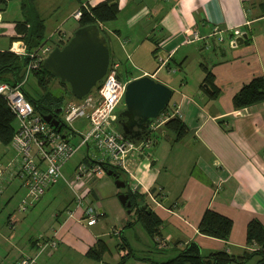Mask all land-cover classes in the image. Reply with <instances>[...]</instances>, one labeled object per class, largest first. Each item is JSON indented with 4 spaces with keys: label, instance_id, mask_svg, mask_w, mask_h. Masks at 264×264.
<instances>
[{
    "label": "crops",
    "instance_id": "crops-1",
    "mask_svg": "<svg viewBox=\"0 0 264 264\" xmlns=\"http://www.w3.org/2000/svg\"><path fill=\"white\" fill-rule=\"evenodd\" d=\"M18 1L22 15V3ZM103 2L105 0L82 1L88 7ZM65 3L69 4V15L49 30L46 19L37 12L46 28L43 44H52L54 49L67 44L79 28L78 21L69 32L63 29V25L82 3L64 0L55 10ZM118 4L119 28L109 27L112 21L101 24V29L104 34L106 31L111 33L114 41H119L123 56L134 58L143 47H148L144 52L157 54L161 64L166 61L175 63L178 54H181V61L186 59L182 64L184 66L191 53L201 55L207 50L210 55H201L203 60L199 64L211 70L220 89L217 98H209V92L201 85L205 78L203 69L195 84L184 79L174 85L158 77V71L164 65L129 78L132 81L147 75L172 88L174 94L166 110L179 116L189 130L183 140L176 142L175 134L165 127L160 129L153 147L145 155L134 157L131 168L134 191L145 198L163 221L160 237L168 245L161 248L166 252V259L160 263L178 255L188 242H197L206 256L218 251L233 256L253 252L255 246L247 244V227L254 218L264 225V102L237 109L233 106V99L245 83L256 76L264 77V0H118ZM7 5L0 12V51L10 50L20 42L12 41L16 35L14 25L24 18L8 22L5 15ZM120 26L126 28L127 35L122 33ZM60 31L62 36L65 35L66 43L59 46L55 45L53 34ZM244 33L248 35L247 40L242 45H235V38ZM115 63L121 67L120 61ZM17 127L18 122L14 124L16 130ZM8 153L9 148L5 154L7 158ZM14 153L6 161L7 165L0 164V169L5 171V180L0 185L7 184L0 188V200H10L13 196L7 192L13 191L12 179L17 177L12 176L8 183L6 169L13 162ZM84 156L73 167L67 168L64 180L61 179L44 193L50 192L55 199H62V208L54 215L44 234L40 235L54 238L59 242L58 248L51 254H39L35 241L40 236L35 235L22 245L14 244L20 256L13 264H18L25 255L38 254L36 264H57L60 256L70 254L71 250L78 256L86 255L99 241L105 243L98 221L88 227L67 217L76 200L68 181ZM82 183L79 191L97 207L99 216H108L109 213L102 193L104 185L108 186L109 192L113 190L112 203H119L127 210V215L132 214L119 200L129 186L122 192L108 175L85 177ZM19 186L15 191L22 190L24 197L26 189L22 180ZM64 187L67 189L65 192L62 191ZM152 189L155 190L153 194ZM171 205L175 206L173 210H170ZM207 209L232 219L234 224L228 240L215 239L199 232V222ZM123 219V222L127 221V216ZM116 230L119 229L114 228L113 235ZM118 233L124 234L123 231ZM12 251L7 252L0 246V256L13 258ZM257 260L258 257H254L248 264H255Z\"/></svg>",
    "mask_w": 264,
    "mask_h": 264
},
{
    "label": "built area",
    "instance_id": "built-area-1",
    "mask_svg": "<svg viewBox=\"0 0 264 264\" xmlns=\"http://www.w3.org/2000/svg\"><path fill=\"white\" fill-rule=\"evenodd\" d=\"M84 7L87 8V5L84 4ZM82 15L83 12L79 8L75 11L73 18L79 21ZM53 36L55 43L59 44L63 40L61 32H55ZM53 49L52 45L43 44L37 52L30 53L20 41L12 46L11 51L20 56H30L32 61L26 69L28 77L31 70L39 68L44 63ZM108 68V73L97 90L93 89L85 97L74 98L65 103L61 119H58L65 125L61 132L51 127L44 117L36 112L34 105L23 92V83L17 86L8 83L0 84V95L7 100L18 122L17 131L10 144L15 152V158L7 167L6 174L10 176L13 174L22 180V186L26 189L20 205L21 209L27 210L32 207L42 198L46 190L64 179L62 169L73 155L85 147L87 152L84 159L73 171L72 179L68 181L76 195V200L74 208L68 210L67 217L91 227L99 219V210L88 202L83 192L79 191L83 179L89 176L96 178L107 176L108 173L102 164L113 166L132 177L131 168L134 165V159L145 155L153 147L157 139L156 133L175 116L166 110L151 123L143 141L132 142L127 139L119 129L120 114L117 113V109L120 104H125L126 87L131 80L126 75L123 76L121 67L117 63L111 62ZM79 119L88 123L87 132L79 134L71 128L72 123ZM64 133L67 134L68 139L62 138ZM72 136H79L78 145L75 146L71 142ZM4 173L5 171L0 169V184L5 178ZM0 188H3L2 185ZM133 190L135 189L132 188ZM117 234H119L118 231ZM35 243L39 254H51L58 248L59 242L54 238L41 236ZM167 245L165 240H161L158 246L164 248ZM122 253L127 255L128 252ZM38 255H25L18 264H36Z\"/></svg>",
    "mask_w": 264,
    "mask_h": 264
},
{
    "label": "rangeland",
    "instance_id": "rangeland-1",
    "mask_svg": "<svg viewBox=\"0 0 264 264\" xmlns=\"http://www.w3.org/2000/svg\"><path fill=\"white\" fill-rule=\"evenodd\" d=\"M62 1L64 0H36L34 5L35 10H37V12L46 19L48 30L55 27L57 23H60V21H62L64 18H67L69 15L67 12L69 4L65 3L61 5L58 10H55V7L59 4V2L62 3ZM5 11H7L5 15L8 22H12L16 18H23L24 16L23 14H20V3L18 0H12L10 3H8ZM64 24L65 25H63V29L68 32L71 27L78 24L73 18V13L69 19H66ZM119 24L120 23L117 19L112 24H110L109 27L112 28L113 26H116L115 28H119ZM120 27L122 33L127 35L126 28H123L122 26ZM60 32L62 34V31ZM105 34L108 39V45H110V52L113 58L112 61H114V63L116 61H120L123 76L125 77L126 74H129L128 78L130 79L131 77H136L142 74L144 70L152 72L158 67V65L159 67L164 65L163 68L158 71V77L164 80L166 79L174 85L181 83V81L184 79L192 84H195L196 80L202 76V67L199 64L200 61L203 60L201 55H210V52L207 50L201 55L190 52L191 54L187 62L183 67H180L176 64V62L181 61V54H178L175 63L172 61H166L162 62L161 64L159 58H157V54H148L147 52H144L148 49V47H143L134 58L132 57L127 59L125 56H123V51L119 41H114L113 36L108 31H106ZM65 38L66 37L64 35L63 40H61L59 44H53L60 46L66 43ZM204 59H207V57H204ZM166 64H169L171 67L165 66ZM32 72L29 73L28 77L26 72V76L21 83H23L24 89L27 93L33 97H38L42 90L38 87V82H36V78L32 75ZM48 89L57 96L66 93L63 91L65 87L63 85L61 86L60 82L56 79H51ZM67 98L73 99L70 96H67ZM124 109L125 104H120L117 109V113L121 114ZM71 127L79 134L81 132L85 133L89 129V126L83 119L75 120ZM71 142L75 146L78 145L80 142L79 136H76V138H74ZM8 148L10 153H8L9 156L7 158L5 154L7 153ZM86 151L87 149L82 147L81 150L77 152V154L73 155L66 163L62 173L66 175V171L68 172L67 168L70 169V167H73V165H75L78 160H80L85 155ZM11 155H13V152L10 149V146H5L0 142V164L7 165V160ZM119 171L122 173L123 179L128 178L124 172L121 170ZM12 175H9L8 179L6 180L8 183L10 182L9 179L13 178ZM13 176L16 177L15 175ZM12 181H14L11 185L13 191H9L7 194L11 192L13 196L10 198V200H6L4 196L3 197L5 199L0 200V246H2V248L7 252L13 250L12 252L14 253L12 254L13 258H6L3 255L0 256V264H13L20 253V251H16L14 244L22 245L23 243L28 242L30 237L35 235L38 237L44 234L45 229L50 224V221L54 219V215L59 211V209L62 208V199H55L54 196H52V193L47 192L39 202L33 205V207H29L27 210L21 209L20 205L22 204V200L24 198L22 196L23 191H15L16 189H19L21 180L15 178L12 179ZM129 181H131V178ZM5 185L7 186L6 183ZM5 185L3 187H5ZM130 185L131 188H133L132 181L130 182ZM62 191L65 192L67 189L64 187ZM121 191L124 192L125 189H121ZM102 193L105 196L104 199L107 201V212L109 213L108 216H99L98 220V226L100 229L102 228L101 232L103 236L101 238L105 241L103 248L104 252L102 254L101 260L91 258L87 254L78 256L71 250L70 254H66L65 256L61 255L57 264H123L121 260L122 257H125L126 255H123L122 252H129L130 250L132 251V255L128 257L127 260H125L124 264H157L160 263L161 260L166 259V252H164L163 249H158V245H156L157 240L155 241V239L151 238L144 226H142V224L137 221V216L134 214V212H132L131 215H127V210H124V208H122L119 203H117L119 206L112 203L113 190L109 192L108 186L104 185L102 188ZM125 216H127V221L123 222V218ZM130 223H132V225ZM115 224L116 226H114ZM114 228H118L119 230L114 231L113 235L112 232ZM117 231H123L124 234H117ZM12 233H14V235H12ZM123 239H127L128 246L125 247V240ZM99 243L100 241L95 246H92V248L98 249Z\"/></svg>",
    "mask_w": 264,
    "mask_h": 264
},
{
    "label": "trees",
    "instance_id": "trees-1",
    "mask_svg": "<svg viewBox=\"0 0 264 264\" xmlns=\"http://www.w3.org/2000/svg\"><path fill=\"white\" fill-rule=\"evenodd\" d=\"M12 0H0V12ZM82 3L83 0H78ZM22 12L24 14L23 20L15 22L16 35L12 38V41H21L24 43L26 49L30 53L38 51L39 47L43 45L45 39V25L44 21L40 18V15L35 10L36 0H21ZM80 9L83 12L82 18L78 21L79 28L89 25H98L101 32V24H106L117 19L120 12L118 0H105L93 7H84L81 4ZM104 34V33H103ZM157 50V49H155ZM186 59L177 63L180 67H183V63ZM30 56L24 57L10 50L0 51V84H12L17 86L23 82L26 76L27 66L31 63ZM112 61V57H111ZM169 65V64H168ZM201 67L205 73V78L202 82L204 85L209 86V98H217L220 94V89L215 84V75L209 70L204 64ZM32 75L35 76L38 87L42 90L38 97H33L27 93L23 86V92L27 99L34 105L36 112L40 116L51 115L57 119H61V112L58 111L63 108L67 101L71 100L67 96L74 98L75 95L71 92L70 85L65 82L59 81L58 78L54 77L51 72L43 67V64L39 68L32 70ZM51 79H56L63 85L66 93L60 96L55 95L48 89ZM102 81L97 84L94 89L97 90ZM264 102V77L256 76L240 89L238 93L234 95L233 106L237 109H243L248 106L257 105L258 103ZM17 122L15 113L8 105L7 100L0 95V142L8 146L11 144V140L16 133L14 124ZM71 129L70 127L66 126ZM165 128L175 134V141L179 142L183 140L189 133L187 125L179 116H174L167 121ZM121 131V127L119 128ZM72 130V129H71ZM75 134V133H74ZM148 132L145 134L147 136ZM145 136V137H146ZM104 170L108 173L110 170L115 171L117 174L122 176L119 169L111 167L108 164H102ZM129 189L126 191L129 194V200L132 206L127 208L130 213L134 212L142 226L146 229L147 233L151 238L155 239L156 245H159L162 238L160 237V229L162 225V219L152 210L151 205L147 203L145 198L140 195L137 191H132L131 185L128 178H124ZM151 193H155L152 189ZM162 200V199H161ZM146 207L143 208V206ZM171 205L170 210L174 208ZM132 225V223H130ZM233 221L230 217H227L220 212H216L212 209L205 210V214L199 222L198 230L202 235H207L215 239L228 240L233 229ZM247 244L254 245L255 250L253 252H246L241 256L229 255L225 251L213 252L204 255L202 248L197 242H188L184 245V249L172 259L157 263V264H248L254 257H258L255 264H264V225L257 219H252L247 227ZM125 247L128 246L127 241H124ZM105 243L100 242L98 249H89L87 255L91 258L101 260L103 254V248ZM159 249H161L158 246ZM130 250V249H129ZM132 255L130 250L125 257H122L123 264L128 257Z\"/></svg>",
    "mask_w": 264,
    "mask_h": 264
},
{
    "label": "water",
    "instance_id": "water-1",
    "mask_svg": "<svg viewBox=\"0 0 264 264\" xmlns=\"http://www.w3.org/2000/svg\"><path fill=\"white\" fill-rule=\"evenodd\" d=\"M247 38L248 35L245 33L236 37L235 45L244 44ZM110 63V45L107 36L101 32L98 25L94 24L78 28L67 44L53 49L44 61L43 67L59 81L68 83L73 95L81 99L102 81L108 73ZM204 87L210 91L209 86L204 85ZM173 94L172 88L150 76L132 80L126 87L125 109L118 120L123 136L132 142L143 141L151 123L166 110ZM62 111L63 108L58 113ZM44 119L58 132H61L65 126L51 115L44 116ZM62 138L68 139L67 134L64 133ZM108 176L114 179L119 189L127 188L126 181H123L115 171L110 170ZM119 200L127 208L132 206L128 193L121 194Z\"/></svg>",
    "mask_w": 264,
    "mask_h": 264
}]
</instances>
